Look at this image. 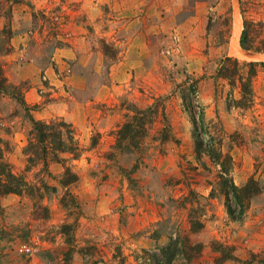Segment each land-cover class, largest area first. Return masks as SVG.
<instances>
[{"label": "rangeland", "instance_id": "1", "mask_svg": "<svg viewBox=\"0 0 264 264\" xmlns=\"http://www.w3.org/2000/svg\"><path fill=\"white\" fill-rule=\"evenodd\" d=\"M245 20L263 46L264 0H0V72L21 90L0 93L5 173L12 167L43 195L0 196V264H144V250L186 238L191 249L174 264L254 254L264 264V67L250 65L264 59L236 58L231 46ZM189 78L200 81L192 110L231 156L235 184L259 182L241 220L229 215L220 168L197 156L180 93ZM155 102L173 129L163 153L154 132L142 153L119 152L114 133L129 108ZM32 118L71 124L79 156L48 154L45 165L29 148ZM67 168L77 181L62 186ZM193 223L203 228L193 233ZM217 245L235 259L222 261Z\"/></svg>", "mask_w": 264, "mask_h": 264}, {"label": "trees", "instance_id": "2", "mask_svg": "<svg viewBox=\"0 0 264 264\" xmlns=\"http://www.w3.org/2000/svg\"><path fill=\"white\" fill-rule=\"evenodd\" d=\"M252 24L253 23L248 20L244 21L240 45L247 51L252 50L254 52L263 53L264 45L259 47L255 46L256 39L252 36V32L255 34ZM228 60L231 59L229 58ZM250 65H260L264 67V62H253ZM221 76H224V74H221ZM4 77V74L0 72V93L19 96L21 90H17V92L14 90L11 92L9 87L13 86H9L7 84V79ZM246 81L248 83L249 78H247ZM199 82L200 81L197 79L193 80L189 78L182 84L184 88L180 91L184 105L195 123L194 139L196 153L199 158L202 156L209 157L210 160L220 168L218 173L220 180L219 185L226 197L229 215L235 221L241 220L247 211L245 200L249 201L254 196L258 195L261 188L256 179H250L245 186L238 187L231 177L233 165L231 156L224 153L221 141L217 138L209 136L207 139L206 135L208 132L205 125L204 113L202 112L197 120V116L192 110V107H194V100L199 103ZM22 103L25 102L22 101ZM32 122L36 132V140L30 144L29 148L32 149L35 155L41 156V159H46V156L51 154L55 161L63 160V158L60 160L63 154H72L75 157L79 156L80 149L75 132L73 128L71 129V124H67L64 121L44 123L34 120L33 118ZM197 124H200V126ZM152 132L155 133L153 140L158 144L155 146L157 147L156 149L163 153L165 144L173 139V129L167 116L165 105H160L155 102L147 108H129V113L125 115V121L117 127L114 133L116 136V148L119 152L126 154L136 153L138 151L142 153L145 149L144 143H147V139L153 134ZM2 141L0 137V143H2ZM35 157L36 156L30 158L29 162L35 164ZM3 159L4 149L0 146V196H7L10 194L22 196L23 194H28L31 197L36 196L43 198L41 194L42 188L32 185L23 175L15 174L12 167L5 173L7 165L4 163ZM43 162L46 165L48 160H43ZM76 181L77 176L70 168H67L63 180H61L60 183L62 186H68L74 184ZM44 188L46 189L49 187L44 186ZM192 225L193 233L199 232L203 228L201 223H193ZM189 244H191V240L186 238L180 246H178L177 242H172L169 246L158 249L156 252L144 250L146 257L144 258L143 256L141 258L144 259V264H174L175 260L183 253V250L189 247ZM215 248L216 251L221 252L222 261L225 262L226 260L235 259L232 250L229 251L227 247L217 245ZM192 249L193 252L196 253V249L194 247H192ZM186 255L184 256L183 254V256L190 261L191 258L189 257L191 256H188L189 254L187 253ZM259 257L260 254H254L252 256V261H245L242 263L254 264V261L256 262Z\"/></svg>", "mask_w": 264, "mask_h": 264}, {"label": "bare ground", "instance_id": "3", "mask_svg": "<svg viewBox=\"0 0 264 264\" xmlns=\"http://www.w3.org/2000/svg\"><path fill=\"white\" fill-rule=\"evenodd\" d=\"M242 28H243V25H242V22L240 21V23L236 26L235 30L233 31V35L231 38L233 56H235L236 58L242 59V60L264 59V55L248 52L241 47L240 35L242 32Z\"/></svg>", "mask_w": 264, "mask_h": 264}, {"label": "built area", "instance_id": "4", "mask_svg": "<svg viewBox=\"0 0 264 264\" xmlns=\"http://www.w3.org/2000/svg\"><path fill=\"white\" fill-rule=\"evenodd\" d=\"M22 251L26 254H34L36 252V249L31 245H24L22 247Z\"/></svg>", "mask_w": 264, "mask_h": 264}, {"label": "crops", "instance_id": "5", "mask_svg": "<svg viewBox=\"0 0 264 264\" xmlns=\"http://www.w3.org/2000/svg\"><path fill=\"white\" fill-rule=\"evenodd\" d=\"M240 36H241V35H240ZM74 51H75V52H77V51H78V49H77V48H74ZM74 51H73V52H74Z\"/></svg>", "mask_w": 264, "mask_h": 264}]
</instances>
